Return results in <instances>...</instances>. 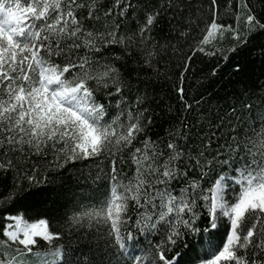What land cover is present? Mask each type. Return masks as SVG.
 Returning <instances> with one entry per match:
<instances>
[{
    "label": "snow or ice",
    "instance_id": "6c2138e0",
    "mask_svg": "<svg viewBox=\"0 0 264 264\" xmlns=\"http://www.w3.org/2000/svg\"><path fill=\"white\" fill-rule=\"evenodd\" d=\"M253 49L264 0H0V264H264V82L185 89Z\"/></svg>",
    "mask_w": 264,
    "mask_h": 264
},
{
    "label": "trees",
    "instance_id": "16d2710c",
    "mask_svg": "<svg viewBox=\"0 0 264 264\" xmlns=\"http://www.w3.org/2000/svg\"><path fill=\"white\" fill-rule=\"evenodd\" d=\"M259 11V9H258ZM161 27L166 29V21L165 24H162ZM230 39V38H229ZM229 39L223 40L220 44H217V47L227 48L230 46ZM259 41H252L253 44L258 43ZM235 61L241 62L246 70L239 74H234V69L229 66L230 63H234ZM216 62L221 64V68L216 77L212 78L213 83L208 88L209 93H217L220 97H224L225 93L229 96L232 95L233 90H238L245 85L241 83V81H246L247 83H251L255 80L257 83L264 82V76H261V72L264 71V65L261 64V58L259 55L255 54V49L251 53H246L243 56L240 55H232L230 61H217L216 58L206 57L199 53L193 56L192 60V69L194 74L191 75L189 80L185 81V89L188 97H195L196 100H199L201 95H206L203 88H200L197 84V81L203 77L207 76L211 67H214ZM169 81L164 80L163 78L160 80L157 85V92L160 95L167 96L169 94ZM172 99L175 100V93H171ZM187 98V97H186ZM155 131H159V129H154ZM44 162L41 161V164ZM77 167H82L81 165H77ZM87 175V169H85V176ZM11 183V177H0V193L7 194V187ZM85 180L83 177L79 176V173H69L64 172L62 176H57L55 178V183L49 184L47 186V201L46 205L48 207L53 206L57 201L59 204H67V208H71L72 204L79 200V193L84 190L82 188ZM90 183V182H89ZM64 209H61L63 211ZM56 225V222L53 221V226ZM68 243L67 239L64 241ZM73 246L75 247V241H72ZM81 247H83V242H81Z\"/></svg>",
    "mask_w": 264,
    "mask_h": 264
}]
</instances>
